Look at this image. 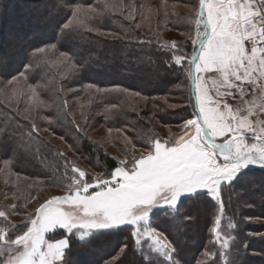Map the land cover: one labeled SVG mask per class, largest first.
Returning a JSON list of instances; mask_svg holds the SVG:
<instances>
[{
    "label": "snow or ice",
    "instance_id": "snow-or-ice-1",
    "mask_svg": "<svg viewBox=\"0 0 264 264\" xmlns=\"http://www.w3.org/2000/svg\"><path fill=\"white\" fill-rule=\"evenodd\" d=\"M72 4L55 0L51 5L69 11L63 21H54L57 35L83 24L80 6ZM188 19L195 32L189 37L190 58L177 54L181 46L175 41L163 45L171 50L166 67L175 65L191 82L193 111L182 131L167 140L152 137L143 152L126 154L110 172L92 175L65 158L60 180L66 183L57 186L67 194L52 195L27 213L15 235L11 229L18 226L3 223L8 214L0 210V264H71L73 248L89 254L101 236L126 229L131 250L144 264H154L153 255L161 258L160 264H180L175 258L178 240L152 226L155 210H171L179 227L194 220L191 208L183 214L181 209L201 198L222 211L225 185L247 190L258 183L264 190V0H198V10ZM46 49L55 50L56 43L34 48L28 59H38L35 53ZM61 55L71 59L69 53ZM8 64L0 56V69L11 75ZM19 75L27 79L26 72ZM37 132L35 123L25 128L15 118L6 119L0 123V145L15 140L26 147L24 141ZM221 225L217 215L211 233L221 247L229 248L234 238L224 237ZM57 230L63 232L61 238H47ZM129 248L128 243L119 245L117 255L105 264H119ZM204 256L206 264H215L217 253L205 251Z\"/></svg>",
    "mask_w": 264,
    "mask_h": 264
},
{
    "label": "trees",
    "instance_id": "trees-1",
    "mask_svg": "<svg viewBox=\"0 0 264 264\" xmlns=\"http://www.w3.org/2000/svg\"><path fill=\"white\" fill-rule=\"evenodd\" d=\"M92 1L94 0H73L72 7L77 5L88 7ZM166 1L179 4L185 2ZM0 2L3 22L7 18L21 17L19 6L21 3L31 4V9L35 12L39 8L43 10L42 14L33 18L34 22L63 21L65 16H69L67 8H52L51 5L55 2L52 0H15V3L12 0H0ZM46 8L49 11H46ZM10 9L11 15H6ZM184 17L181 13L174 12L167 23V28L179 33L184 32ZM157 19L159 23V17ZM117 20L120 21L119 18ZM110 21L112 19L103 18L99 22L104 28L96 29L109 31L113 27L110 28ZM120 23L117 34L120 37L124 36L126 40L105 39L80 27L57 35L55 24L47 36L40 37L41 39H37L24 50V55L19 61L13 63L9 61L7 67L11 75L0 69V123L13 118L25 128L30 123H35L38 131L48 130L64 139L78 157L98 174L110 172L117 166L116 159L105 152L104 140L115 144L122 152L128 151L127 146L121 145L124 139L136 148H143L153 137L155 123L176 125V120L172 118L187 111L184 107L172 111L167 108L168 105H165V100H161V97L177 96L185 104L186 94L192 112L191 82L188 83L187 93L175 92V85H179V69L174 65L172 68L166 67L165 62L169 61L171 53L162 46L157 34L154 32L150 39H145L141 43L135 40L140 32L133 24ZM20 27L21 25L17 27L18 31L14 34L16 42L19 31L22 30ZM30 32L29 28L26 29L23 37L27 39L32 34ZM52 43H56L55 50H46L45 54L35 53L38 59L31 61L28 59V53L34 48ZM177 44L186 48V42L179 41ZM61 53H69L71 59L62 56ZM0 54L11 55V49L1 48ZM136 61L144 64L137 67ZM29 63L32 64L31 68L26 67ZM21 72L27 73V79L19 75ZM12 77L17 79L13 80ZM33 87L35 95L32 94ZM130 94L138 95L141 100L139 98L133 100ZM112 105L116 107L112 108ZM25 117L30 119L26 120ZM101 128L108 130L110 135L103 138L89 135ZM131 132H135L136 136ZM24 144L26 147L20 146L19 141L14 140L0 145V202H3L4 198L13 197L16 206L14 212L27 215V212L22 211V207L36 193L38 194L40 189L55 187L59 182L66 183L60 180V176L65 171L64 159L68 161L69 159L65 155L59 156L58 153H62L61 149L48 142L38 132L26 139ZM5 161L10 162L8 168L4 167ZM255 174L258 177L259 170H255ZM241 191L242 189L227 185L222 189L221 227L228 228L230 232L228 237L234 239H230V248L223 256V259L228 260L224 263L215 260V264H264L262 238L264 224L259 226L246 223L247 219L255 215L264 220V203L258 200L254 201L255 203L251 202L253 209L245 211L246 199L240 194ZM256 193L253 190V194L257 196ZM246 202L248 203L247 200ZM209 205L210 201L201 198L196 205L189 203L185 206L186 211L191 208L195 213H192L193 222L181 224L178 227L179 236L174 238L179 242L176 257L181 264L206 263L197 261L202 259L200 254L205 244L214 242V237L207 234L212 217L209 215ZM165 217L172 219L170 215ZM3 223H0V226H3ZM17 226L11 231L15 230L16 233L23 228L21 225ZM129 231L126 229L122 233L101 236L97 246L89 254H84L83 249L73 248L68 259L71 264H105V261L117 255L119 245L128 243L130 248L120 257L119 264H144L140 255L131 250ZM187 232L194 233L195 238H188ZM62 235L63 233L59 231L50 235L48 239H59ZM160 259L155 258L154 264H160Z\"/></svg>",
    "mask_w": 264,
    "mask_h": 264
},
{
    "label": "rangeland",
    "instance_id": "rangeland-1",
    "mask_svg": "<svg viewBox=\"0 0 264 264\" xmlns=\"http://www.w3.org/2000/svg\"><path fill=\"white\" fill-rule=\"evenodd\" d=\"M13 3H15V0H12ZM36 1V0H35ZM53 2L55 0H52ZM174 1V0H172ZM185 1L182 4L176 3V2H168L166 0H94L92 1V4L88 7H80L82 10V15L79 17V19L83 20L82 25H78V27L83 28L87 32H94L96 35L109 39V40H118L122 38L123 40H126L123 37H120V35L117 34L120 29H118V24L120 23H129L130 25L133 24L136 30H138L140 33L135 40L139 41H144L145 39H150L152 37L151 35L155 32L158 36V40L160 43L163 45H169L171 42L175 41L178 43L179 41L186 42V48L180 47L179 51L177 54L184 53L186 54L189 58L191 56L192 50H193V45L191 44V40L189 39L190 36H195L194 32V25L193 22L188 19L191 15L194 14L196 10H198V0H182ZM13 5V4H12ZM107 5V7H105ZM21 7L20 15L21 17L19 19L13 18H7V22L4 21V17L2 16L1 12V2H0V49H11V55H2L0 56H8L7 58H10V62H16L19 61L24 55V50L33 45L34 42L37 39L43 38L42 36H47L49 32L52 31V29L55 26L54 21L53 22H45L39 21V22H34L33 18L37 15L42 14L43 10L41 8L37 9L36 12L31 9V4L29 3H21L19 5ZM75 8V7H73ZM66 9V8H65ZM48 9L46 8V11ZM45 11V13H46ZM49 11V10H48ZM9 12V13H8ZM174 12H178L179 14L181 13L184 15V25H185V30L184 32H175L172 31L170 28H167L169 19L171 15H173ZM12 11L11 9L7 11L6 15H11ZM50 13H52L50 11ZM49 15V13H47ZM159 17V23H157ZM109 20L110 21V28L109 31H100L99 29L96 28H104L102 23H100V20ZM116 18V19H113ZM119 18L120 21L117 20ZM40 19V18H39ZM120 23V25H121ZM21 25V31H19V36H18V42L14 39V34L17 33V27ZM30 29L32 33L28 38H24L23 36L25 35L24 32L26 29ZM91 29L92 31H90ZM111 30V31H110ZM28 34V33H27ZM41 37V38H40ZM166 48L170 53L171 50L167 47ZM49 51V49H46ZM9 54V52H8ZM45 54V52H44ZM171 55V54H170ZM169 55V56H170ZM170 58V57H169ZM137 67L142 66L144 63H141L140 61H136L135 63ZM175 66V65H174ZM176 67V66H175ZM177 68V67H176ZM179 72V80L178 83L179 85H175L174 89L175 92H182L187 93V88H188V83L189 81L186 79L185 73L181 70H178ZM129 96L133 97V100L136 98H141L138 95L135 94H130ZM161 100H165V105H168L167 108H170L172 111L173 110H179L182 109L183 107L187 109V111H183L182 113H179L178 111V116H174L172 119H175L176 125H161L160 123H155L154 125V133L153 137H158L162 140H167L169 139L172 135L174 134H179L182 129L181 125L183 124L184 119L190 118L189 114L191 113L189 103H188V97L185 94V104L183 101L181 102L180 99L172 96H163L160 98ZM141 100V99H140ZM144 100V99H143ZM170 102H179V104H172ZM187 102V103H186ZM31 103V102H30ZM187 106V107H185ZM151 120V117H150ZM50 123V122H49ZM175 124V123H174ZM119 134V131H117ZM136 136L135 132H131ZM38 134L42 137H44L48 142L52 143L56 147L61 149V152L65 157H67L75 165H78L80 168L86 170L88 173L92 175H96L97 173L93 172L79 157L78 155L73 151V149L68 146V144L65 142L64 139L50 133L48 130H40L38 131ZM90 136L96 137L100 136L103 138L105 135H110V132L105 129H98L95 132L89 133ZM151 136V135H150ZM124 137V136H122ZM125 138V137H124ZM125 141L121 144L123 147L128 148V151H121L118 146L115 144H112L108 142L107 140H104L103 148L105 149V152L109 155H111L116 161L118 162L119 160H122L125 158V155H137L140 152H143L145 150V147L143 148H136L131 145L127 139H124ZM150 141V140H149ZM148 144V143H147ZM74 148V147H73ZM125 154V155H123ZM60 184L57 183V185ZM55 186V187H45L43 189H40L38 194L36 193L35 196L32 197L31 200L28 201L26 205L22 207L23 212H34L35 208L38 207L40 203H42L45 199L49 198L52 195H65L67 194L65 192V189L61 186ZM53 188V189H52ZM253 190H255L257 193V196L253 194ZM242 196L248 201V203L245 200V206L244 210L248 211V209H253L252 203L256 200L258 202H263L264 203V190H261L260 185H253L251 188L245 190L242 189L241 193ZM255 203V202H254ZM0 206L2 207V210L6 211L8 214V221L10 224L14 225H21L23 226V223L27 221L28 216L25 215L24 213H15L13 209L14 204V199L13 197H7L4 198L3 202H0ZM210 208H209V215L211 214V226L208 228V235L213 238V235L211 233V227H212V222L214 218L217 215H220L223 219V210L221 211L218 206L214 204V202H210ZM200 210V209H198ZM186 212V207L181 209V214ZM192 213L194 214V210H192ZM172 216L173 214L171 213V210H164V209H157L155 210V214L152 217V226L153 227H159L160 230L162 231H167L171 237L177 238L179 236V228L177 227V222L173 220V218L169 219L165 216ZM259 215L251 216L250 219L246 220V223L254 224V225H259L261 226L264 224V220L259 219ZM169 219V220H168ZM171 222H174V224ZM222 228V227H221ZM60 230H57L56 232H59ZM185 231V230H184ZM13 235H15V230L11 231ZM55 232V233H56ZM62 232V231H61ZM222 232L224 237H228L230 234L228 228L226 229L225 227L222 228ZM63 233V232H62ZM184 233V232H183ZM54 233H49L47 238H49L50 235ZM264 234V231H263ZM188 238H195L194 233H188ZM257 236V235H256ZM56 240V239H54ZM184 241V239H183ZM230 243V241H229ZM230 248V247H229ZM229 248H224L221 247V244L219 241H211L207 242L202 249V252L200 254L202 259H198V263L201 262H206V257L204 256L205 251H210V252H215L217 253V256L215 260H218L219 263H224L228 258L223 259V256H225V252L229 250ZM157 259V256L153 255L152 259ZM177 260L178 258L175 257ZM180 262V261H179ZM181 264V263H180ZM206 264V263H204Z\"/></svg>",
    "mask_w": 264,
    "mask_h": 264
}]
</instances>
